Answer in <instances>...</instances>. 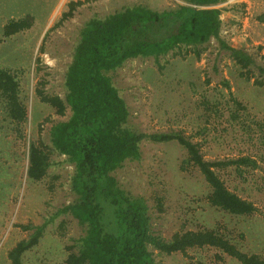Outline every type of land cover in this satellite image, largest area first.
<instances>
[{
	"label": "rangeland",
	"instance_id": "rangeland-1",
	"mask_svg": "<svg viewBox=\"0 0 264 264\" xmlns=\"http://www.w3.org/2000/svg\"><path fill=\"white\" fill-rule=\"evenodd\" d=\"M71 1L76 0H0V68L23 71L21 97L28 108L24 133L48 147L51 162L42 181L26 178L27 143L15 138L0 103V264H9L8 251L30 233L14 225H39L75 198L70 188L73 165L52 149L49 123L38 131V124L48 116L52 122L65 118L57 117L53 109L38 100L34 92L36 83L43 78L44 92L63 98L66 67L80 29L91 18L104 19L136 5L160 13L181 3L179 0H77L83 4L73 11L71 18L55 26ZM234 2L237 3L235 18L225 24L227 34L220 32V36L239 38L237 44L230 41L228 44L244 49L257 65L264 66V0H246L248 8L241 6L244 2L240 0ZM26 16L32 20L28 29L8 38L3 36L8 21ZM40 45L44 54L38 53ZM203 47L198 58L183 51L182 55L169 53L160 57L161 69L152 57H138L109 74L128 108L127 127L145 134L181 132L201 144L206 160L244 154L262 156L264 161L261 143L264 130L260 128L264 124V86H256L253 79L241 77L240 68L227 52L219 49L214 39ZM36 57L44 65L38 73L34 72ZM251 69L257 77L256 69ZM234 99L245 109L239 110V118L232 123L229 116L236 107ZM140 152L138 161L125 162L114 176L128 193L146 201L154 234L167 239L175 232L217 229L241 251L259 255L264 261V162H260L261 170L249 176L244 174V181L233 174L223 175L231 191L252 201L258 209L252 216H234L206 203L204 197L209 188L196 169H180L185 151L178 144L145 140ZM155 197L162 199V212L155 206ZM62 222L64 235L59 238L58 226ZM83 232V227L69 214L57 217L46 226L37 245L22 255V264H63V246L72 244ZM218 254L211 249L189 252V257L154 251L153 257L155 264H239L222 254L218 260Z\"/></svg>",
	"mask_w": 264,
	"mask_h": 264
},
{
	"label": "trees",
	"instance_id": "trees-1",
	"mask_svg": "<svg viewBox=\"0 0 264 264\" xmlns=\"http://www.w3.org/2000/svg\"><path fill=\"white\" fill-rule=\"evenodd\" d=\"M179 1L175 9L160 13L136 5L104 19L91 18L80 29L79 40L66 67L63 98L46 94L43 78L36 83L34 92L38 100L53 109L57 117L65 118L52 122L48 116L38 124V131L49 123L52 149L73 165L70 188L75 198L39 225H14L30 233L8 251L9 264H22V255L37 245L46 226L65 214L74 218L84 232L72 244L63 246V264H155L154 251L189 257V252L206 249L239 264H264L259 255L241 251L217 229L180 231L167 239L154 234L146 201L128 193L114 176L125 162L140 159L143 141L175 142L185 151L180 169H196L207 184L209 192L204 198L209 206L234 216L248 217L258 211L252 201L227 187L223 175L233 174L244 181V174L262 169V156L238 154L206 160L201 144L181 132L145 134L127 127L128 108L109 74L130 59L152 57L161 69L160 57L169 53L182 55L183 51L198 58L203 46L214 39L219 49L227 52L240 68L241 77L253 79L256 86H264V66L257 65L244 49L230 46L220 36L222 9L217 6L226 0ZM82 4V1L69 2L68 11L62 13L55 26L71 18ZM31 21L29 16L8 21L3 36L8 38L28 29ZM38 53H45L43 45L39 46ZM34 63V72H40L44 66L40 57H36ZM251 67L256 69L257 77ZM22 73V70L0 68V103L15 138L27 143L26 178L40 182L46 177L51 162L48 147L41 140L27 138L24 133L28 108L21 97ZM233 102L236 107L229 116L232 123L239 118V110L245 109L235 99ZM260 128L264 130V124ZM261 143L264 145V141ZM161 200L154 198L158 212L163 210ZM62 229L63 222L58 226L59 238H63ZM219 254L216 258L221 260Z\"/></svg>",
	"mask_w": 264,
	"mask_h": 264
},
{
	"label": "crops",
	"instance_id": "crops-1",
	"mask_svg": "<svg viewBox=\"0 0 264 264\" xmlns=\"http://www.w3.org/2000/svg\"><path fill=\"white\" fill-rule=\"evenodd\" d=\"M77 1V0H76ZM244 3L241 4V6H245V8L248 5V2L246 1H242ZM237 3H235L234 1H224L223 3L219 4L217 7H219L220 9H222L221 15H220V19H221V31L224 34H227V30L225 24L227 23H231V20H233V18H235V9L237 8V5H235ZM248 8V7H247ZM224 27V28H223ZM223 29V30H222ZM221 35V33H220ZM225 41H227V43L230 42H237L239 41V38L237 39L235 36L234 37H225L224 38Z\"/></svg>",
	"mask_w": 264,
	"mask_h": 264
},
{
	"label": "built area",
	"instance_id": "built-area-1",
	"mask_svg": "<svg viewBox=\"0 0 264 264\" xmlns=\"http://www.w3.org/2000/svg\"><path fill=\"white\" fill-rule=\"evenodd\" d=\"M228 1H236V0H228ZM240 1H246V0H240Z\"/></svg>",
	"mask_w": 264,
	"mask_h": 264
}]
</instances>
